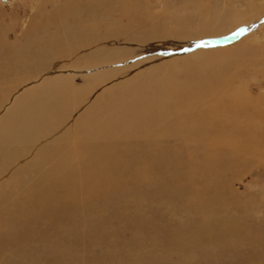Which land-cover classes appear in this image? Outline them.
Listing matches in <instances>:
<instances>
[{
	"label": "rangeland",
	"instance_id": "obj_1",
	"mask_svg": "<svg viewBox=\"0 0 264 264\" xmlns=\"http://www.w3.org/2000/svg\"><path fill=\"white\" fill-rule=\"evenodd\" d=\"M100 1L101 4L104 5L102 7L104 10L111 12L112 9L110 7H113V10L123 9L121 16L119 12H115L114 17L99 18L97 21H90L89 10L92 9L90 8L91 4H97V0H0V102L2 100V103H4V108L10 109L12 106L17 108L21 102L32 103V101H34V99L30 97L32 95H44L47 97L50 94L58 97L56 90L60 88L63 90L65 96L77 97L82 101H85L92 96L96 97L95 103H92L86 107V110H89L88 116H82L79 114L78 109L80 107L82 109L85 107L83 104H73L76 108V116L72 118L75 120L79 128L88 125L92 129L96 111L101 118H109L111 120L110 126L107 128L103 127V129L88 133H80L78 128H71L70 131L67 132L68 140L66 141V146L64 149L67 150V153L69 151L70 155H72L71 160H74V158L79 157L78 155L84 154V150L88 147L87 140L91 136L90 138L98 147L94 149V151H101L96 152L95 154H84V156L79 158L78 161L91 165L94 159H101V161H104L106 158V161H109L111 164H118L120 167H118L116 175L112 180V184L123 191H119L122 195L123 193L126 195H124L125 197H123L121 201L124 211L126 213L128 212V214L131 216L136 215V203L138 201H144L145 199L151 200L148 201V203H145L148 207L151 206V208H149L152 212H155V222L157 221V224L160 226L162 224V227L165 226L167 228L166 230H177L183 228L182 226H185V221L189 220L188 217H192L191 219L195 217L196 219V214L191 211L193 209L190 210L183 207L184 204L186 207H189L190 205L192 206L189 201L188 202L190 205L187 204L186 200L180 202L175 198L167 199L166 203L161 202L166 200V194H168L167 192L170 185V176L175 174L174 170L176 169L180 171H183V169L188 171L183 173L184 175L188 176L192 172L197 174V167L203 163L200 154H203L207 160L210 158L209 154L212 155V152L208 151L207 149L205 150V153L203 150H201L197 154L198 161L196 162L195 156L193 155L194 150L192 151V148L194 149L196 144H200L192 143L191 145H187L186 143L179 141V138L177 139L175 136H172L173 133L178 132H181L182 136H194L193 129H195L197 132H201L205 127L213 126L212 120H208L206 115L198 116V112L204 110L207 101L211 100L212 92H208V90H205V88L201 86L207 82L201 81L195 74L200 72L199 75H208L209 72L207 71L210 70L211 65H215L219 62L225 64H238L242 61V59H247L248 61H245L249 63L248 65L252 64L253 68L261 66L255 75H252L254 71L252 68L246 69L247 73L245 74V77H243L242 81L244 82L242 88L245 89L244 94L246 95L244 106L247 104L249 107L258 105L260 107L262 118L260 119L256 117L254 121L252 120L254 123H252V127L253 125L257 126L253 127V129L257 128L256 138H258L262 146H255L256 142H251L250 147L254 148L255 156H253L256 158L254 159V157H252L253 160L250 158L247 162H240L239 165L237 164L238 166L236 165L233 169H230L229 171L226 170L227 172H222L223 178L226 179V181L223 179V183H221L222 186L220 185L222 188H225L224 193L222 194V199L224 198V201L222 200V202L224 205L221 203V200L219 201L220 206L222 205L220 209L226 207L225 203L230 206V210L233 211L231 215L235 217L234 220L241 222L240 225L243 226V229L241 230L245 231L246 226L250 227L251 230H264V63H261V60H264V0H261V4L260 1L257 3V6L260 4L261 8L259 10L257 9L258 11L256 14L261 18L258 19L254 25H252L251 30L244 32V34H242L238 40L231 39L228 42L222 43L219 41L214 42L213 39H208L209 35H206L207 33H204V31L206 30L205 28H207L208 31L211 28L205 27L206 25H203L205 20L201 19L200 16H197L196 14L200 13L208 15V13H210L208 12L209 10L213 14V8L216 9L218 3L223 5L227 3L225 5L226 11L231 10L230 7L236 6L234 8L232 7L231 14L224 24L225 26L232 23V20L234 22V18L242 15V13H248L249 9L246 5H240L242 8L237 5H232L234 0H222L225 1V3H223L221 0V2L219 0H194L188 5V11L185 12V14L188 15L187 20H183L182 18H176L175 16V13L179 12V7L183 5L181 4L182 0H136V3L135 0H117L112 4L107 3L109 0ZM164 1L171 3V7H169V5L167 8L164 7L167 5V3H164L165 5L160 4V2ZM212 2L214 5L216 4V6H214ZM228 3L231 5L229 6V9L226 7L229 5ZM255 3L256 1H254V4ZM127 11L131 13L130 20L133 24H129V19L126 20V17L124 16ZM149 12H155V20L156 16L162 14V12H167V15L163 16L164 18L162 17L156 20V24L159 27H154L158 28L159 32H164L167 29L170 31L172 30L173 35H182L189 40H193L195 38L197 40L200 38L203 39V36L207 37L204 42H202L203 44L200 50H186L187 53H194L196 57L188 58L185 63L182 62V59L177 57L173 60L176 63L175 68L168 67L167 70H164V68H159L155 64H151L154 69H156V71H153V69L148 66V63H150L149 61H151V59H149V61L145 62L144 66L139 70L120 74V77L115 81L109 80L107 83V88L106 86H92L86 89L82 88L84 91L81 92V87L86 85V83L94 85L96 80L95 78L86 79L84 76H80L79 74L73 76V73H71L73 72V69L68 71V73L63 74L66 75V79H58L54 84L49 85L47 88L41 86L43 82L42 77L38 75L39 67L46 65L47 61H55V59H57V62H60L59 67H69L71 64L69 61L63 60L64 58L62 54L67 52H77L81 46L83 47L89 44L94 46L96 42L95 36L91 37L89 40H76L77 42L75 41V47L65 44V41L67 42L68 37H70L77 29V27L74 26V23H77V17L79 18L80 22L82 21V26L85 24L87 26H89V24L90 26L96 24L97 30L100 31L99 36L101 37V41L107 38V35H105L106 27L110 24H115L114 28L116 30L114 29V32L119 34L115 43L116 45L112 46L110 42L101 44V47L98 49L99 52L97 56H89L91 50H89L87 47L83 48L84 56L87 59H84L81 64H83L82 66H85L98 65L100 62H102V59H104L103 57H107V55L110 54L111 51L103 50L102 47H107L108 49H116L117 47L118 52L128 49L127 51L125 50V52H127L125 57H127L131 54L129 51L139 47L140 44L137 41L140 40V35L142 33H150L149 39H151V31L148 32L147 28L151 27V25L153 26V24L150 22L146 23L145 19H141V17H145L146 13L150 14ZM192 15L194 17H192ZM144 22L146 23V26L144 25ZM171 22H175V26H171ZM194 22L199 23L198 25L200 26ZM214 24L215 22L210 23L211 26ZM99 25L103 27L102 32L99 28ZM129 25L134 26L133 31L128 29ZM235 25L236 24L226 27H229L228 29L231 32ZM69 26L73 28L71 32ZM135 26H137L136 29ZM218 26L219 25L216 27ZM261 29L263 30L260 31ZM125 31L127 33H123ZM234 31H232L228 36H234ZM255 32L256 36L253 42H251L252 40L249 39L248 41L237 43L243 38H247L246 36L253 35ZM226 38L227 37H220V39ZM245 46L250 47L252 51L250 52L248 49H245ZM173 47L174 46H170L168 43L163 50L172 49ZM215 48H223L227 50L219 56L218 60H216L214 57L210 59H208V57L201 59L207 54H210V52L215 50ZM235 49H239L241 52L239 53L240 55L238 53H231L235 52ZM202 50H205L203 51L204 53ZM117 51L114 53L116 54ZM255 54H258L257 56L259 58ZM160 58L163 62H171V60L167 59L165 56H161ZM251 60L257 61H254V63ZM239 71L240 70H238V68H235L229 73L237 74ZM141 72L143 73V78L140 80V82L137 85L131 86L133 88L132 90L125 89L124 85L129 81L136 79L138 75H142L139 74ZM148 72L152 73L145 74ZM48 75L49 74L44 76L52 77V75ZM114 82H116V84L112 85ZM261 85H263V87H261ZM75 87L78 88L74 89ZM239 87H241L240 84L235 87H230L227 82L225 85H215L212 88H216V91L219 92L220 89H228L229 91H232V89L234 90ZM107 89L108 92L111 93L112 97L116 99L119 108L125 107L127 109L126 106L134 108L137 106V104L146 105L154 110L152 114L155 113V116L161 114V123L154 127L151 124H147V122L151 120L147 118L144 123H146L149 127L155 128L154 130L150 128L145 131L146 133H149L148 136H142L139 134L141 131H138L134 128L127 129L124 124V114L120 116V114H118L115 110L114 113L117 116V123H114L111 116L108 115L111 110L105 105H100V103H103V97H101V95L106 92ZM248 95H250V98ZM135 96L138 97L136 98ZM48 99L44 98L45 101ZM68 104L70 103L66 102L62 104L61 102L53 106L51 105V107L55 111L65 110L72 113L73 110L68 108L70 106H66ZM191 106L193 107V116L189 117L186 115V107ZM109 107H113L112 98ZM173 114L176 116V118L171 119ZM227 114L229 117L234 115L230 110L227 111ZM240 117L245 118L243 114H241ZM134 119L138 120L139 116L136 115ZM249 121L250 119H248V122ZM17 123L18 122L15 123V126H17ZM131 123L133 122L128 123V125ZM55 124L57 125L59 122L57 121ZM76 124L74 123V125ZM132 126L135 127L134 124H132ZM245 128L247 129V127ZM245 128L242 129V132L245 131ZM159 130L163 132V134L160 133L161 136H167L171 138L166 140L167 145L165 148L160 147V145H158L157 141L155 140L154 132H158ZM255 131H253L254 135ZM61 132L63 131H60L59 135L62 136L58 137L65 138L63 135L64 132ZM97 132H99L100 136L96 135ZM0 133H2L1 128ZM137 134L140 136H137ZM2 137H4V143L11 139L10 136ZM252 137L254 138V136H250L249 139ZM237 138H239V136H233V140H231V142L242 139V148L239 146L238 153H240L239 151L241 149L246 150L247 152L248 144H250V142L245 141L244 136H240V139L235 140ZM126 144H129L130 147H127ZM121 145L124 148L120 147ZM149 152H151V154L154 156L153 162L155 164L157 158H163V160L160 162L163 165L157 163V167L160 168L165 166L163 169V174L168 179V181L162 177V175L157 170V167L154 166L153 163L151 164L150 168L146 169L145 156H147ZM78 161L76 163H79ZM185 162H190V170H187ZM93 164L96 165L97 162L94 161ZM39 171L44 173L46 168L41 166ZM48 171H50L49 167ZM70 171L72 172V168ZM82 173H86L83 165L80 169L66 178L64 177L65 173L63 174V178L55 177L53 183L55 182L59 185V189L55 195H52V190L50 189L53 183L51 185L44 182L32 183L31 186L24 189L22 185H18V183L15 181V178H12L14 181L9 179L5 180V178H8V176L5 178L2 176L0 178L2 180L4 179L2 195H7V186L8 188L11 187L10 193L12 195H14L16 192L22 193L23 195L18 197L17 200L14 201L9 207H11L13 210L20 208V211L17 212L19 215L22 214L24 208H26L27 211L30 210V212L36 209L37 211L32 212V214H38L36 217L38 220L32 222V228L35 231H42L43 229L46 231L48 230L50 240L53 243H64L65 239L61 236V232L63 229H67L72 225V223L69 221V216L71 214H68L65 220H61L60 224H55L52 222V216L53 214H57L59 207L64 206L67 203L64 197V192L67 188H70V184L76 180L77 177L80 178V183L84 182ZM154 173L157 174L155 175ZM192 179L197 180L195 178ZM197 183L203 182L198 180ZM224 184L225 186L227 185V188L224 186ZM153 187L158 189L159 193L156 195L162 198L160 202L157 196L151 199H148L147 197V193H151L150 191ZM209 190L213 192L212 189ZM41 193H43V195H41ZM177 201L178 203H176ZM91 205L93 208L91 213H93L97 219H107L108 217L115 216L112 211H110L111 214L105 213L102 204L100 205L98 201H91ZM30 212H28V214L30 220H32ZM162 214L164 216L163 220L162 217H160ZM217 215L214 216V223H209V226L216 224L215 226L217 227L215 229L220 228L222 230L228 229L230 225L231 227L229 230L236 227L235 222L229 223L226 221L228 215L225 211L219 212V216ZM88 216L89 215H84L82 217L88 218ZM184 217H187V219ZM21 220L22 219H20L17 223H20ZM163 221H165V223ZM122 222L123 221L120 220H114L110 228V234H107V232V235L105 234V236L110 235L109 238H99L100 243H96V241L93 239L88 238V241H86L87 245L83 248V243L79 244V237H76L75 241L78 243L79 252L77 254L79 257L84 259L86 264H96L92 263V260L94 259L98 260L97 264H112L114 262H118L117 264H165L158 260L163 258L165 255V253L161 251L158 244L153 247L145 244V247L142 248V243L133 242V239L137 237V230L125 226V221L124 223ZM179 225L182 226L180 227ZM105 228L106 227H104V230ZM193 235H195V232ZM68 240L69 238L66 239V241ZM110 240L113 242L111 243ZM41 247L45 246L39 247V253H46V249ZM16 250L17 249L14 248L13 251H5L6 254H3V264H14L12 261H9L12 257L16 259V264H30L31 262H35L30 261L29 257L22 253L23 249H20L19 251L17 250V252ZM213 252L214 254L212 256L215 258H218L223 254H225L224 258H227L230 254V251L227 249H225L223 252L222 250L215 248L213 249ZM47 255L48 256H46L45 259L53 257L51 253ZM155 258H157V261ZM172 258L177 260L174 261L176 264H197V262L198 264H201L199 262L200 258H198V261L196 259V261L194 260L191 262L194 258L191 254H175L172 256ZM57 259L59 264H75L73 261H68L66 258ZM57 259L53 261L52 264H55ZM38 263L46 264V261L44 260V262L41 261Z\"/></svg>",
	"mask_w": 264,
	"mask_h": 264
},
{
	"label": "bare ground",
	"instance_id": "obj_2",
	"mask_svg": "<svg viewBox=\"0 0 264 264\" xmlns=\"http://www.w3.org/2000/svg\"><path fill=\"white\" fill-rule=\"evenodd\" d=\"M116 1L117 0H109L107 1V3L112 4ZM193 1L194 0H182L181 4L183 5L179 7V12L175 13L176 18L180 17L183 20H187L188 15H186L185 12L188 11V5ZM254 1H256L255 4ZM259 1L261 4V0H234L232 5H237L239 7H241L240 5H246L249 11L248 13L243 14L240 10L242 15L234 18V22L232 20L233 24L230 23L229 20L230 24L225 26L224 24L228 20L233 7H230L231 10L226 11L225 5L227 3L224 5L218 3L216 9L212 7L214 10L213 14L210 10L208 11L210 13L206 12L208 13V15L210 14L209 16L200 13H197L196 15L205 20V23L203 24L206 25L205 27L211 28L208 31L207 28L203 26L207 30H205L204 33H207L206 35H209L208 39H213L214 42L219 41L220 43L228 42L231 39L238 40V38L242 34H244V32L250 31L252 25H254V23H256V21L261 18L256 14L257 11L261 8L260 4L257 6V3ZM136 2L137 1L135 0V3ZM222 2L225 3V1ZM164 3L166 4L167 2H160V4ZM168 5L169 7H171V3L169 2L164 7L167 8ZM103 6L104 5L101 4L100 0H97V4H91L90 8L92 9L89 10L90 21H97L99 18L114 17L115 12H119L121 16L123 12V9L113 10V7H110L112 9V11L110 12L104 10L102 8ZM214 6H216V4ZM229 6L231 5L229 4L228 6H226L228 7L227 9H229ZM149 13L150 14L146 13L145 17H141V19H145L146 23L150 22L153 24V26L151 25V27L147 28L148 32L151 31V39H149L150 33H142L140 35V40L138 39L139 41H137L140 44L139 47L137 49L133 47L134 49L129 51L131 52V54L127 57H125V54L127 53L125 52L126 49L118 52L117 47L116 49H108L107 47H102L103 50L111 51L110 54L107 55V57H103L104 59H102V62H100L98 65L85 66H82L83 64H81L84 59H87L84 56L83 48L87 47L89 48V50H91L89 56H97L99 52L98 49L101 47L100 45L106 42H110L112 46H115L118 38L117 36L119 34H116L114 32L116 30L114 28L115 24H110L106 27L107 34L105 33V35H107V38L104 37L105 39L103 38L104 40L101 41V37L99 36L100 31L97 30L96 24H94L93 26H90V24L89 26H87L86 24L82 26V21L80 22L79 18L77 17V23H74V26H76L77 29L70 37H68V43L65 41V44H69L71 47H75L77 42L76 40H89L91 37L95 36L96 42L94 46L92 44H89L83 47L81 46L77 52H67L62 54L64 58L63 60L69 61V63L71 64V66L69 67H59L60 62H57V59H55V61H47L46 65L39 67L38 75L42 77L43 82L41 86L47 88L49 85L54 84L58 79H66V75L63 74L68 73V71L73 69V72H71L73 73V76L79 74L80 76H84L86 79L95 78L96 80V83L94 85L86 83V85L81 87V92L84 91L83 89L92 86H106L107 88V83L109 80L115 81L120 77V74L139 70L144 66L145 62L149 61V59H151V61H149L150 63H148V66H150L153 71H156V69H154L151 64H155L157 67L167 70L168 67L175 68L176 63L173 60L177 57L179 59H182L183 61H181L183 63H185L188 58L196 57L194 53H187L186 50H200L203 44L202 42H204L207 37L203 36V39L200 38L197 40L195 38L196 40H189L182 35H173L172 30L170 31L167 29L164 32H159L158 28L154 27H159L156 24V20L162 18L163 16H166L167 14L165 12V14L162 12V14L156 16L155 20V12ZM252 13L255 16H253ZM130 14L131 13L127 11L124 16L126 17V20L129 19V24H133L130 20ZM192 17L194 16L192 15ZM211 22H215V24L211 26ZM146 23L144 22L145 26ZM194 23L197 25L199 24L196 22ZM175 24V22H171V26H175ZM234 24H236L232 30H235L234 36H228L232 31L230 32V30L228 29L229 27L227 28L226 26H233ZM217 25L219 26L216 27ZM99 28L102 32L103 27L99 25ZM136 28L137 26H135V29ZM69 29L70 32L73 30L71 26H69ZM128 29H131L133 31L134 26L129 25ZM262 30L263 29H261L260 31ZM123 33L127 32L125 31ZM255 36L256 32L253 35L246 36L247 38H243L237 43L248 41L249 39H251V42H253ZM220 37L227 38L220 39ZM168 43L170 46L174 47L172 49L163 50ZM245 49H248L250 52L252 51L248 46H245ZM226 50L227 49L223 48H215V50H212L210 54H207L201 59H205L207 57L208 59H210L214 57L216 58V60H218L219 56ZM235 50V52L231 53H241L239 49ZM115 51H117L116 54L114 53ZM203 51L205 50H202V52ZM255 55L257 56L258 54ZM161 56L167 57V59L171 60V62H163L160 58ZM245 60L247 59H242V61L238 64H225L219 62L215 65H211L210 70L207 71L209 72L208 75H199L200 72H198V74H195L197 75L198 79L207 82L206 84H203L201 86L204 87L205 90H208V92H212L211 100L207 101L204 110L198 112V116L206 115L208 120H212L213 126L205 127L201 132H197L195 129H193L194 136H182L181 132L173 133L172 136H175L177 139L179 138V141H182V143L184 142L187 145H191L192 143L200 144H196V146L194 145V149L191 147L192 151L194 150V153H192L195 156L196 162L198 161L197 154L201 150H203V152L205 153V150L207 149L208 151L212 152V155L209 154L210 158L207 160L205 159L203 154H200L203 163L202 165L197 167V174H194L192 172L188 176L183 174L185 172H188L184 169L183 171H180L178 169L174 170L175 174L170 176V185L167 192L168 194H166V200L161 201L162 198L156 195L157 193H159L156 187L152 188V190L150 191L151 193H147L148 199L157 196L159 202L161 201L163 203H166L167 199L169 198H175L180 202L186 200L187 204H192V206L190 205L189 207H186L184 204L183 207L190 210L193 209L191 211L196 214V219L195 217H193V219H191L192 217H188L189 220H184L186 222L185 226L181 225L183 228L177 230L174 229L171 231L166 230L167 228L165 226L162 227V224L161 226L158 225L157 221L155 222V212L151 211V206H149V208L146 205V203L151 200L143 199L144 201H138L136 203V215L131 216L130 214H128V212L126 213L124 211V207H122L121 201L126 195L124 193L122 195L121 192L123 191L112 184V180L116 175L118 167H120L118 164L113 165L109 161H106V158L104 159V161H101V159H94L93 162L96 161V165H94L93 162L91 165H88L85 162L78 161V159L82 158L84 154H95L96 152L101 151H94V149L98 147L90 138L91 136L87 140L88 147L84 150V154L78 155L79 157L74 158V160H71L72 155H70L69 151L68 154L67 150L64 149V147L66 146V141L68 140L67 132H69L71 128H78L80 133H88L91 131L103 129V127L107 128L110 126L111 120L109 118H101L96 111L92 129L88 125L79 128L75 120L72 118L76 116V108L73 104H83L85 107L83 109L81 107L78 109L79 114L82 116H88L89 110H86V107L92 103H95L96 97L92 96L89 99L82 101L77 97L65 96L63 90L60 88L56 90V92L58 93V97L50 94L47 97L44 95H32L30 97H32L34 101H32V103L29 102L31 104L21 102V104L18 105L17 108L15 106L10 107V109L4 108V103H2L1 100L0 128L2 133H0V178L2 176H4L3 178L8 176V178H5V180L9 179L12 181H14L12 178H15V181L18 183V185H22L24 189H26L31 186L32 183L38 182H44L51 185L55 177L63 178V174L65 173L64 177L66 178L80 169L82 165L86 173H82L84 180L83 183H80V178L77 177L76 180H74L70 184V188L66 189V191L64 192V197L67 203L64 206L59 207L57 214H53L52 216V222H54L55 224H60L61 220H65L67 215L71 214L69 216V221L72 223V225L67 229H63L61 232V236L65 239L64 243H53L50 240L48 230L46 231L45 229H43L42 231H35L32 228V222L38 220L36 219L38 214H32V212L37 211L36 209L30 212V210L27 211L26 208H24L22 214L19 215L17 214V212L20 211V208H16L15 210H13L11 207H9L14 201L17 200L18 197L22 196L23 194L20 192H16L14 195H12L10 193L11 187L8 188L7 186V195L3 196L2 186L4 184V179H0V264L4 263L3 254L5 253V251H13L14 248L18 251L20 249H23L22 253L26 254L29 257L30 261H35L31 262L30 264H39L38 262H44V260L46 261V264H52V262L57 258H66L68 261H73L75 264H86L84 262V259H81L77 254L79 252V249L78 243L75 241V238L79 237V244L83 243V248L87 245L86 241H88V238L93 239L94 241H96V243H100V239H104V237L109 238L110 235L105 236V234L106 232L107 234H110V228L114 220L123 221L122 223H124L125 221V226L137 230V237L133 239V242L142 243V248L145 247V244L149 245L150 247L158 244L161 251L165 253L164 257L158 260L165 264H176L174 261L177 260H174L172 258V256L175 254H191L192 257H194L191 262H193L194 260L196 261V259L198 261V258H200L199 262L201 264H264V230H251L248 226H246L245 231L241 230L243 229V226L240 225L241 222H237L236 220H234L235 217L231 215L233 211L230 210V206L224 202L226 207L220 209L222 205L220 206L219 201L221 200V203L223 204L222 200L224 201V198L222 199V194L224 193L225 188L221 187V183H223L222 181L224 179L222 172L226 170L229 171L230 169H233L237 164L239 165L240 162L245 163L250 158L252 159V157L255 156L254 148L250 147L251 142H256L255 146H262L258 138H256L257 128L253 129V127H255L256 125H253L252 127V123L256 117L260 119L262 118L260 107L259 105L254 106L256 104L253 105L254 107H249L247 104L244 106L246 95L244 94L245 89L242 88L244 82L242 80L247 73L246 69L252 68L254 70L252 75H255V73L259 68H261V66H258L257 68L254 67L256 68L254 69L252 64L248 65L249 63ZM261 63H264V60H261ZM235 68H238V70H240L239 72L241 73L238 72L237 74H230L229 72ZM149 73L152 72H148L145 74ZM47 74L52 75V77L44 76ZM139 74L142 75H138L136 79L131 80L124 85L125 89L132 90L133 88L131 86L137 85L140 82V80L143 78V73L141 72ZM227 82L230 87H235L239 84L241 85V87L234 90L232 89V91H229L228 89H220L219 92L216 91V88H212L215 85H225ZM115 84L116 82H114L112 85ZM261 87H263V85H261ZM77 88L78 87H75L74 89ZM248 96L250 98V95ZM101 97H103V103H100V105H105L108 109L111 110L108 115L111 116L114 123H117V116L114 113L115 110L118 114H120V116L124 114V124L127 129L134 128L138 131H141V133L139 134H141L142 136H148L149 133H146L145 131L150 128L154 130V127H156L157 124L161 123V114L157 116H155V113L152 114L154 110L151 107L143 104H137V106L134 108L128 106H126L127 109L125 107L119 108L116 99L112 97L111 93L108 92V89L101 95ZM135 97L137 98L138 96ZM44 98L50 99L45 101ZM111 98L113 101L112 108L109 107L111 104ZM61 102L62 104L66 102L70 103L66 106H70L68 108L73 110V112L71 113L65 110L55 111L54 109H52L51 105L53 106ZM228 110L233 112L234 115L232 117L228 116ZM241 114H243L245 118H241ZM136 115L139 116L138 120L134 119ZM186 115L189 117L193 116L192 106L186 107ZM147 118L151 119L149 122H147V124H151L154 127H149L146 123H144ZM174 118H176V116L173 114V117H171V119ZM248 119H250L249 122ZM57 121L59 122V124L56 125L55 123ZM16 122H18L17 126H15ZM127 122L133 123L128 125ZM74 123L76 125H74ZM132 124H134L135 127H133ZM245 127H247V129ZM243 128H245L244 132H242ZM60 131L64 132L63 135L65 138L58 137L62 136L59 135ZM253 131H255V135ZM160 133L163 134L161 130H159L158 132H154L155 140L157 141L158 145H160V147L165 148L167 145L166 140L171 138L167 136H161ZM139 134H137V136H140ZM96 135L100 136L99 132H97ZM2 136H10L11 139L8 140V142L4 143V137ZM233 136H239V138L235 140L240 139V136H244V140L250 142V144L247 143V152L246 150L241 149L239 151L240 153H238L239 146L242 148V139L231 142V140H233ZM250 136H254V138L252 137L249 139ZM126 146L130 147L129 144H126ZM120 147L123 146L121 145ZM255 158L256 157H254V159ZM76 160L79 163H76ZM162 160L163 158H157L155 164L153 162L154 156L151 154V152H149V154L145 156L146 169L150 168L152 163L157 167V163H160ZM185 163L187 166V170H190V162ZM160 165L163 164L160 163ZM41 166H44L46 168V171L44 173L39 171V168ZM48 167L50 168V171H48ZM164 167L165 166H162L160 168L157 167V170L162 175V177H164V179L168 181V179L163 174ZM71 168L72 172L70 171ZM154 174L156 175L157 173ZM192 178H195L197 180H193ZM198 180L202 181L203 183H197ZM224 180L226 181V179ZM50 189L52 190V195H55L59 189V185L54 182ZM209 189H212L213 192H211V190ZM41 195H43V193H41ZM93 200L98 201L100 205L102 204L105 213L108 214L110 213V211H112L115 216L108 217L107 219H97V217L95 218L93 213H91V210L93 209L91 201ZM176 203H178V201ZM222 211H225L228 215V217L226 218L227 222H235L236 227L234 229L229 230L231 225L226 230H222L220 228L215 229L217 227L215 226L216 224L211 226L208 225L209 223H214V216L217 214V216H219V212ZM28 212L31 213L32 220H30ZM84 215L89 216L88 218L82 217ZM160 217H162L163 220V214ZM20 219H22L21 222L17 223ZM185 219H187V217ZM163 222L165 223V221ZM104 227H106L105 230ZM194 232L195 235H193ZM67 238H69L68 241H66ZM40 246H45L41 248H45L46 253H39ZM215 248H218L223 252L225 249H227L230 251V254L227 258H224L225 254L218 258H215L214 256H212L214 254L213 249ZM49 253H51L53 257L45 259L46 256H48L47 254ZM155 259L157 261V258ZM15 260L16 259L12 257L9 261H12L14 264H16ZM92 261V263L96 264L98 262L97 259H94ZM117 263L118 262H114L112 264ZM55 264H59L58 259Z\"/></svg>",
	"mask_w": 264,
	"mask_h": 264
}]
</instances>
